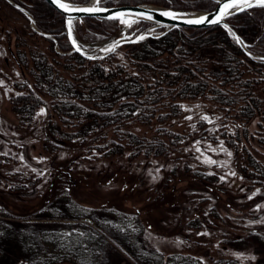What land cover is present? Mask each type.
<instances>
[{
	"label": "trees",
	"instance_id": "trees-1",
	"mask_svg": "<svg viewBox=\"0 0 264 264\" xmlns=\"http://www.w3.org/2000/svg\"><path fill=\"white\" fill-rule=\"evenodd\" d=\"M15 1L34 14L40 30L54 36L30 29L29 34L35 39L18 43L17 62L30 64L33 82L17 80L20 90L10 97L11 108L22 124L32 122L40 105L47 106L46 148L54 150L63 146L61 138L76 142L81 148L97 147L105 154L121 153L126 147L132 155L140 152L167 154L171 146L181 140V133L168 130L151 136L140 135L128 124L149 122L156 115L176 114L181 108L178 99L204 94H210L221 108H227L236 118L245 120L260 114L264 118V59L248 54L222 25L173 27L162 34L123 43L114 51L89 59L77 52H63L71 48L63 31L65 19L48 1ZM145 2L197 10H210L216 4V0H100L104 5ZM16 10L26 17L23 11ZM228 20L248 43V51L264 54V7L245 9ZM82 22L87 24L88 32L93 31L94 36L101 38L120 27L118 19L85 16ZM138 24L141 30L150 21L142 20ZM39 39L46 41V46H42ZM54 40L61 51L54 48ZM21 45L26 49H20ZM122 46L126 48L124 60L116 56ZM257 87H260V93L254 91ZM223 135L230 145L236 146L235 140L248 135V126L238 123L233 132L223 131ZM240 143L235 162L238 172L246 179L264 183V162L254 157L243 142ZM242 150L246 152L245 162L238 166ZM175 173L176 178L172 177L175 182H166L164 176L151 188L149 196L142 189L135 191V185L128 182L133 176L124 173L127 181L117 190L124 197L113 200L109 197L114 193L113 189H107L101 195L103 199L88 205L87 209L81 205L61 213L52 204L50 196L38 208L22 216L1 206L0 264H106V257L91 260L84 249L79 251L56 244L52 230L32 225L36 220L33 217L81 222L91 239L101 246L112 243L123 252L128 260L121 264H202L199 257L188 253L165 255L156 248L147 247L141 238L145 228L168 236L181 229V223L173 231L159 224L158 214L152 213L159 203H181L196 195L186 191L197 192L200 186L219 194L210 173L202 168L192 172L176 169ZM143 189L147 190L146 187ZM231 200L232 203H225L219 197L220 203L215 204L217 210L220 211L222 204L223 209L234 207L240 211H247L250 206L248 202L235 203L232 196ZM211 211L217 214L216 210ZM105 212L132 215L135 224L112 220ZM248 212L250 209L247 216ZM186 225L200 227L203 221L195 218ZM214 264L243 263L236 258L219 257Z\"/></svg>",
	"mask_w": 264,
	"mask_h": 264
},
{
	"label": "rangeland",
	"instance_id": "rangeland-1",
	"mask_svg": "<svg viewBox=\"0 0 264 264\" xmlns=\"http://www.w3.org/2000/svg\"><path fill=\"white\" fill-rule=\"evenodd\" d=\"M12 6L0 0V207L15 210L16 215L22 216L38 208L50 196L52 204L61 213L81 205L87 209L88 205L99 203L107 189L114 191L109 197L120 200L124 194L117 190L127 181L124 173L133 176L128 182L135 185V191L142 189L149 196L151 188L164 176L166 182L172 183L176 169L192 172L202 168L210 173L219 194L200 186L197 192L186 191L196 195L181 203H159L157 209L152 210V213L158 214L159 224L173 231L181 223V229L177 234L168 236L145 228L141 233L144 244L165 255L177 252L196 255L202 264H214L219 257L236 258L243 264H264V222H261L264 220V183L244 178L235 165L239 142H243L254 157L264 162L263 116L260 114L245 120L236 118L233 112L221 108L210 94H204L178 99L181 108L176 114L156 115L149 122L132 121L128 124L140 135L151 136L168 130L181 133V140L173 144L167 154L140 152L132 155L127 147L121 153L105 154L97 147L81 148L78 143L61 138L63 146L54 150L46 148L44 121L47 106L40 105L29 124H22L11 108L10 97L20 90L16 81L27 79L33 82L30 64L17 62L15 52L18 43L35 39L29 34L32 28L27 15L26 18ZM138 23H129L127 31H139ZM123 25L124 22H120L119 29L106 38L94 36L93 31L88 32L85 22L76 20L74 28L80 38L91 42L88 50L98 54L107 51L101 49V44L104 41L111 43L121 33ZM153 26L147 24L145 28L152 27L157 32L161 29L158 28L160 25ZM38 41L42 46L47 44L46 41ZM54 48L61 51L57 40H54ZM71 48L62 51L74 52ZM20 49L26 48L21 45ZM119 49L116 56L124 60L126 48L122 46ZM254 91L260 93V87ZM238 123L248 126V135H241L235 140L237 145L233 146L228 143L223 131L233 132ZM245 156L246 152L242 150L238 166L245 162ZM231 196L237 204L250 203L248 216L245 210L234 207L223 209V204L219 205L220 211L217 210L215 204L220 203L218 198L232 203ZM213 209L217 214L211 211ZM105 214L112 220L135 224L132 215L118 212ZM33 218H36L32 224L35 227L52 230V239L56 244L79 251L84 249L91 260L106 257V264H121L128 260L112 243L101 246L91 239L81 222L55 217ZM195 218L203 221V226L186 225Z\"/></svg>",
	"mask_w": 264,
	"mask_h": 264
},
{
	"label": "water",
	"instance_id": "water-1",
	"mask_svg": "<svg viewBox=\"0 0 264 264\" xmlns=\"http://www.w3.org/2000/svg\"><path fill=\"white\" fill-rule=\"evenodd\" d=\"M11 5L16 7L17 9L23 11L28 19L29 24L31 28L43 35L53 37L51 33L44 32L40 30L35 22V17L29 12L27 8H25L23 5L18 3L15 0H6ZM48 1L53 7H55L59 12H61L65 19V30L64 32L67 34L68 40L71 43V51L77 52L81 55H84L86 57H101L105 54H107L110 51H104L101 53H94L92 51H89L88 48L92 45L91 42L83 40L80 38L74 28V23L76 20L82 21V19L85 16H94L99 18H109L112 16H117L118 14H123L122 16H119V20L124 22H139L141 20H148L155 25H162L164 28L156 33L150 28H144L142 30L136 31V29H132L131 31H127L128 27L126 25H123L121 27V33L114 38L111 42V46L109 49L114 48V50L126 42H136L138 40H141L140 37L143 36L144 38L150 35H158L162 34L165 31H167L170 28L173 27H181V26H190V27H201V26H210L214 24H209L207 22L203 24H188L185 23L188 19H197L200 16H207L208 19H214L220 11V8L222 4H216L214 7L210 10H193V9H185V8H177L172 6H163V5H146V4H118V5H104L100 3H97V0H90L89 2H75L73 0H60L61 3H65L69 5L70 7L74 9H81V8H92V7H99L107 9L108 11H101V12H95V13H86L83 11H64L63 9L58 8L55 4L52 3V0H46ZM222 2H227V0H222ZM253 3L255 4V0H253ZM248 9V8H245ZM170 11L174 14H176V19H172L167 16L160 15L161 12ZM189 11H192V13H189ZM240 12L239 10H235L234 14ZM143 14V15H141ZM233 15V14H231ZM231 15H226L224 18L217 24L219 25H227V30L231 33V35L235 38H239L241 43H238L248 54L263 58L264 54H252L250 51L247 50L248 43L241 37V35L236 31V29L233 27V25L229 22L228 17ZM147 16H152V19H147ZM69 18L71 19V24H69ZM225 27V26H224ZM235 34V36L233 35ZM75 41V43H73ZM77 48L80 50L77 51Z\"/></svg>",
	"mask_w": 264,
	"mask_h": 264
},
{
	"label": "snow or ice",
	"instance_id": "snow-or-ice-1",
	"mask_svg": "<svg viewBox=\"0 0 264 264\" xmlns=\"http://www.w3.org/2000/svg\"><path fill=\"white\" fill-rule=\"evenodd\" d=\"M216 2L218 4H222V6L220 8L219 14L214 19H208L207 16H200L197 19H188L185 21V23L203 24V23L207 22L209 24H217L224 18V16L234 14L235 10L244 11L245 8H252L254 6L264 7V0H255V4L253 3V0H227V2H222V0H216ZM52 3L55 4L58 8L63 9L66 12L67 11H77V10L83 11L86 13L108 11L107 9L99 8V7L74 9L65 3H61L60 0H52ZM97 3H99V0H97ZM122 15L123 14L121 13V14H118L117 16L109 17V19H117V18H119V16H122ZM141 15H143V14H141ZM160 15L167 16V17H170L172 19L177 18L176 14H174L170 11L161 12ZM146 18L152 19L153 17L147 16ZM71 19L72 18H69V24H71ZM224 26L227 28V25H224ZM233 35L235 36L234 33H233ZM143 38H144L143 36L140 37V39H143ZM236 39H237L238 43H241V41L239 40L238 37H236ZM73 43H75V41H73ZM79 50L80 49L77 48V51H79ZM107 51H114V48L107 49ZM91 58L92 57H89V59H91ZM41 112H43V109H41ZM228 154L231 155V153H228ZM209 162L215 163L214 161H209ZM233 175H235V173H233ZM221 179H224V177H221ZM249 199H252V196H249ZM261 222H264V220H262ZM251 259L254 260L255 257H251Z\"/></svg>",
	"mask_w": 264,
	"mask_h": 264
},
{
	"label": "bare ground",
	"instance_id": "bare-ground-1",
	"mask_svg": "<svg viewBox=\"0 0 264 264\" xmlns=\"http://www.w3.org/2000/svg\"><path fill=\"white\" fill-rule=\"evenodd\" d=\"M90 0H84V2H89ZM141 4H146V5H158V4H154V3H149V2H145V3H141ZM173 7V6H172ZM189 13H192V11H189ZM119 20V19H118ZM120 22H122L121 20H119ZM142 21V20H141ZM124 22V21H123ZM140 22V21H139ZM129 23H131V22H124V25H129ZM134 23V22H133ZM128 27V26H127ZM160 27H162V29L164 28V26H162V25H160L158 28H160ZM182 27V26H181ZM162 29H160V30H162ZM153 30V29H152ZM159 30V31H160ZM154 31V30H153ZM154 32H156V31H154ZM230 33V32H229ZM231 34V33H230ZM232 36V35H231ZM233 37V36H232ZM234 38V37H233ZM235 39V38H234ZM237 42V41H236ZM110 46H111V43L109 42V41H107V42H105L104 41V43H102L101 44V49L102 50H106V49H108V48H110Z\"/></svg>",
	"mask_w": 264,
	"mask_h": 264
}]
</instances>
